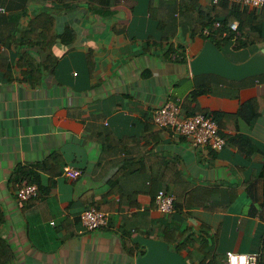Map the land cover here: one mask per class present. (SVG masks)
Listing matches in <instances>:
<instances>
[{
  "label": "crops",
  "instance_id": "0c3cea01",
  "mask_svg": "<svg viewBox=\"0 0 264 264\" xmlns=\"http://www.w3.org/2000/svg\"><path fill=\"white\" fill-rule=\"evenodd\" d=\"M147 1L0 0V59L13 77L0 73V240L13 264H135L144 247L134 237L176 249L183 232L188 264H200L203 245L213 257L205 264L260 254L264 73L191 75L203 19L186 0H154L150 17ZM199 4L213 14L208 0ZM232 32L231 61L264 50V41L253 54L238 48ZM24 54L38 65L31 76ZM167 101L180 102L182 116H216L225 146L197 147L158 127L153 113ZM246 102L250 123L238 114ZM66 165L80 175L68 178ZM19 167L37 174V195L23 202L16 190L26 181H11ZM159 190L175 198L170 214L157 209ZM89 207L108 215L105 227L85 229Z\"/></svg>",
  "mask_w": 264,
  "mask_h": 264
},
{
  "label": "trees",
  "instance_id": "16d2710c",
  "mask_svg": "<svg viewBox=\"0 0 264 264\" xmlns=\"http://www.w3.org/2000/svg\"><path fill=\"white\" fill-rule=\"evenodd\" d=\"M92 1V0H91ZM210 3V0H208ZM187 2H189V7L187 6ZM111 3V0H110ZM109 3V4H110ZM108 3H106L107 5ZM154 7V0H148L146 9L150 14V17H156L158 14L152 13V8ZM186 10L189 11H197L199 17L203 20L195 25V29H193L194 33H199L202 35L203 40H209L215 44V46L224 53V48L228 47L231 44V40L234 38V32L231 31L229 25L233 21L238 22V33L239 36L235 39V44L238 48L248 49L251 51V54L255 53L258 49V46L264 41V36L262 34V19L264 16V6L261 8L260 12L257 13L255 10H250L246 7H241L238 4H231L226 0L220 2V4L213 8V14L210 12H206L204 8L199 4V0H186V6H184ZM218 22L219 26L214 28V23ZM32 26V23H30ZM206 28L210 30L209 35H204L202 30ZM19 61L22 64H26L27 70L24 75L31 76L34 70L36 71V67L38 66L36 62L31 59L28 55L24 54L19 56ZM19 62V64H20ZM0 73L5 77V81L11 82L13 77H11L10 66L8 63H5L0 59ZM27 74V75H26ZM4 79V78H3ZM31 80V79H30ZM200 90L192 93L191 99L187 100L185 104L190 105V102L193 98L199 93ZM253 106V102H246L243 104L238 114L241 116L243 120L247 123H250L255 116V112L251 113L250 109ZM195 115V114H194ZM209 115V114H206ZM213 119H216V116L211 115ZM216 121V120H215ZM217 123V122H216ZM218 125V124H217ZM37 174L32 171L30 168H22L19 167L14 171L11 181L13 183H18L20 180H25L26 184H33L34 180L37 178ZM21 185V186H23ZM20 186V187H21ZM175 201V200H174ZM96 209V208H95ZM98 210V209H96ZM259 217L264 221V207L259 212ZM186 232L181 233L180 235L176 234V237L180 238V241L176 247V251L180 254L182 248L187 245L188 241H190L191 236L185 237ZM204 247V245H203ZM201 247L199 252L201 253L200 264H205V261L208 259L209 263L213 262L212 251L209 249H204ZM143 252V251H141ZM132 253V252H131ZM0 264H13L12 254L9 250V247L4 244L2 240H0ZM260 264H264V240H263V248L260 252Z\"/></svg>",
  "mask_w": 264,
  "mask_h": 264
},
{
  "label": "built area",
  "instance_id": "2783aa9c",
  "mask_svg": "<svg viewBox=\"0 0 264 264\" xmlns=\"http://www.w3.org/2000/svg\"><path fill=\"white\" fill-rule=\"evenodd\" d=\"M223 0H210L212 8L218 6ZM231 4H238L250 10L259 12L264 6V0H226ZM4 9L0 7V13ZM218 22L214 23V28L218 27ZM232 31H237L238 23L232 22L229 25ZM202 33L210 34V30L204 28ZM180 102L167 101L164 105L155 109L152 119L161 128H169L178 136H185L192 145L197 147H208L214 151H219L225 146V138L211 115H181ZM63 173L70 179H76L80 172L71 165L63 167ZM38 187L35 184H26L16 190V198L19 202L27 201L35 197ZM173 194L159 190L155 195V203L159 212L170 214L174 208ZM80 221L86 230L91 231L105 227L108 223V215L105 212L96 210L94 207L84 209L80 213ZM53 224V223H51ZM222 264H260L259 253H226Z\"/></svg>",
  "mask_w": 264,
  "mask_h": 264
},
{
  "label": "water",
  "instance_id": "95a60500",
  "mask_svg": "<svg viewBox=\"0 0 264 264\" xmlns=\"http://www.w3.org/2000/svg\"><path fill=\"white\" fill-rule=\"evenodd\" d=\"M191 75L214 74L229 80H241L264 73V50L241 63L227 58L215 44L205 40L201 50L189 61ZM133 243L141 244L144 251L137 253L135 264H188L184 257L168 243L156 238L136 236Z\"/></svg>",
  "mask_w": 264,
  "mask_h": 264
}]
</instances>
